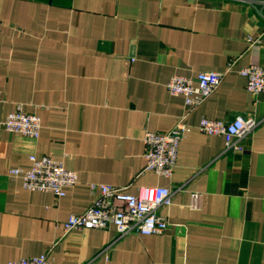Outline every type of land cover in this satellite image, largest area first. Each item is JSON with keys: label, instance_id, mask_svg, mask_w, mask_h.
I'll return each mask as SVG.
<instances>
[{"label": "crops", "instance_id": "crops-1", "mask_svg": "<svg viewBox=\"0 0 264 264\" xmlns=\"http://www.w3.org/2000/svg\"><path fill=\"white\" fill-rule=\"evenodd\" d=\"M251 64L264 67V0H0V264L42 254L51 264H264V94L238 72ZM202 71L227 72L188 112L167 83H197ZM18 105L40 116L39 138L3 127ZM240 114L261 121L243 150L199 129L202 117ZM182 117L191 131L173 175L145 171V133ZM32 155L62 161L79 182L60 198L25 189L10 171ZM91 183L181 190L160 210L163 233L65 231L92 205Z\"/></svg>", "mask_w": 264, "mask_h": 264}, {"label": "built area", "instance_id": "built-area-1", "mask_svg": "<svg viewBox=\"0 0 264 264\" xmlns=\"http://www.w3.org/2000/svg\"><path fill=\"white\" fill-rule=\"evenodd\" d=\"M252 40V39H250ZM231 67H229L230 69ZM228 69V70H229ZM227 71H202L197 76V83L189 76L173 75L167 88L172 95L185 98L187 110L190 112L200 106L220 85ZM239 74L246 78V87L254 95L264 94V67L251 64L241 68ZM260 120L253 116L237 115L231 122L225 119L202 117L199 129L207 135H220L225 139V151L243 150L240 141L253 131ZM3 127L9 132L20 133L31 138H39L41 134V118L35 113H28L21 105L8 114ZM191 126L184 117L177 121L167 133L147 131L145 143V171L154 172L159 176L171 177L178 162L180 145ZM31 167L28 169L13 168L10 173L22 180L23 187L30 191H46L58 198L66 195L68 188L79 182L76 171L67 169L62 161L49 156L30 157ZM94 195L92 205L84 212L72 214L65 222V231L84 228L108 230L114 226L116 239L130 234L152 235L163 233L169 227L166 217L160 214L164 207L171 206L175 193L181 187L143 186L138 194L128 191L126 186L102 183H91ZM202 195L192 194L193 208H199ZM106 246L101 254L108 257ZM95 259L83 264H93ZM8 264H51L48 254L10 260Z\"/></svg>", "mask_w": 264, "mask_h": 264}]
</instances>
